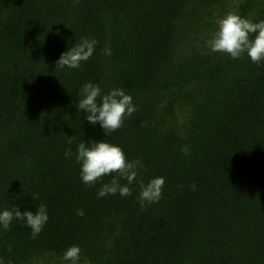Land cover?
<instances>
[{"label": "trees", "instance_id": "trees-1", "mask_svg": "<svg viewBox=\"0 0 264 264\" xmlns=\"http://www.w3.org/2000/svg\"><path fill=\"white\" fill-rule=\"evenodd\" d=\"M228 12L259 22L264 0H0V212L49 215L35 239L0 226V264H67L73 245L79 264H264V62L206 47ZM84 38L93 56L56 68ZM87 83L137 111L106 136L77 107ZM103 140L142 162L131 196L81 180L78 145Z\"/></svg>", "mask_w": 264, "mask_h": 264}, {"label": "clouds", "instance_id": "clouds-1", "mask_svg": "<svg viewBox=\"0 0 264 264\" xmlns=\"http://www.w3.org/2000/svg\"><path fill=\"white\" fill-rule=\"evenodd\" d=\"M78 2L79 0H73L74 4ZM216 24L217 30L212 38L206 41V47L210 52L226 54L232 59H239L246 54L257 66L264 62V20L253 22L237 13L228 12L217 19ZM97 43L95 39L87 38L77 42L74 47L62 53L56 62V68H80L82 62L93 56ZM111 54V49L106 47L104 55L111 56ZM77 107L80 111L86 112V119L91 125L98 123L106 136L119 130L124 125L125 117H131L137 111L133 97L126 94L123 88H114L108 94H102L99 85L92 83L82 87ZM69 143L71 144L72 141L69 140ZM182 151L188 155L190 149L186 145ZM64 155L65 158H71V149H68ZM76 161L81 164V180L89 187L95 186L98 181H103L105 176H112L108 183H102L97 198L117 193L122 197L131 196L132 189L129 185L137 180L140 169L144 167L139 160L129 161L120 146L105 140L95 141L91 146L81 142L77 148ZM121 180L127 181V184L122 185ZM164 184L163 177L153 178L147 184L143 180L140 181L138 200L142 209L160 201ZM190 187L195 190L196 184L193 183ZM33 199L36 201L38 196H33ZM14 220L21 226L27 225L31 237L35 239L43 231L49 215L43 203L39 204L36 213L21 212L19 206L0 212V226L5 231L11 229ZM11 250L9 246L8 251ZM80 255V247L73 245L65 250L62 260L67 264H79Z\"/></svg>", "mask_w": 264, "mask_h": 264}]
</instances>
